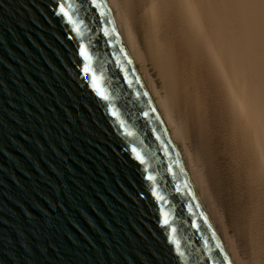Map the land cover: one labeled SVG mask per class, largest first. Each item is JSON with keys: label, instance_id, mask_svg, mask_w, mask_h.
<instances>
[{"label": "water", "instance_id": "obj_1", "mask_svg": "<svg viewBox=\"0 0 264 264\" xmlns=\"http://www.w3.org/2000/svg\"><path fill=\"white\" fill-rule=\"evenodd\" d=\"M61 2L0 0V264H230L102 0Z\"/></svg>", "mask_w": 264, "mask_h": 264}, {"label": "bare ground", "instance_id": "obj_2", "mask_svg": "<svg viewBox=\"0 0 264 264\" xmlns=\"http://www.w3.org/2000/svg\"><path fill=\"white\" fill-rule=\"evenodd\" d=\"M230 264H264V0H102Z\"/></svg>", "mask_w": 264, "mask_h": 264}, {"label": "snow or ice", "instance_id": "obj_3", "mask_svg": "<svg viewBox=\"0 0 264 264\" xmlns=\"http://www.w3.org/2000/svg\"><path fill=\"white\" fill-rule=\"evenodd\" d=\"M92 3L96 4V0H92ZM96 6L99 7V5H96ZM71 7H72V5H71V3L68 2V0H63V2L59 3L56 11H58L60 14H62L63 17L65 19H67L69 21V23L72 24V30L73 31L77 32L79 35H82V33L79 30V25L76 23L75 20H73L72 16L70 15V12L68 11V9ZM79 54L83 58L85 64L88 65L90 63L91 58L88 55V53L85 51L83 45H81V47H80ZM84 71L88 72V71H90V68L86 66L84 68ZM92 87L94 89H96L97 95H100V96H102V98L107 99V97L104 96L103 92L98 87L95 77L93 78ZM137 159H139V156H137ZM148 178L151 179V177H148ZM162 223L167 224L168 223L167 219L163 220ZM226 264H227V261H226Z\"/></svg>", "mask_w": 264, "mask_h": 264}]
</instances>
